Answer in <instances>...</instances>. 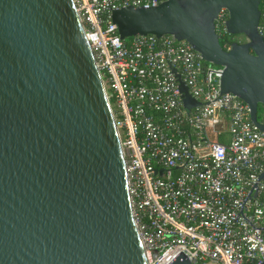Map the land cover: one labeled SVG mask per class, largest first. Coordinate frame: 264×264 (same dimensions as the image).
Here are the masks:
<instances>
[{"label": "water", "instance_id": "95a60500", "mask_svg": "<svg viewBox=\"0 0 264 264\" xmlns=\"http://www.w3.org/2000/svg\"><path fill=\"white\" fill-rule=\"evenodd\" d=\"M260 2L163 0L113 9L111 19L122 38L187 41L221 67L220 91L247 103L264 132ZM221 8L225 33L237 36L228 47L216 31ZM180 89L187 108L199 104ZM0 264H148L115 121L73 0H0ZM169 264L190 260L180 252Z\"/></svg>", "mask_w": 264, "mask_h": 264}, {"label": "built area", "instance_id": "2783aa9c", "mask_svg": "<svg viewBox=\"0 0 264 264\" xmlns=\"http://www.w3.org/2000/svg\"><path fill=\"white\" fill-rule=\"evenodd\" d=\"M115 121L148 264L264 261V132L220 91L221 67L171 35L120 37L111 11L163 0H73ZM259 33L264 37V0ZM228 12L215 21L224 34ZM180 82L199 102L184 105Z\"/></svg>", "mask_w": 264, "mask_h": 264}, {"label": "trees", "instance_id": "16d2710c", "mask_svg": "<svg viewBox=\"0 0 264 264\" xmlns=\"http://www.w3.org/2000/svg\"><path fill=\"white\" fill-rule=\"evenodd\" d=\"M262 1L263 0H261L260 5H259L260 9L262 8V3H263ZM233 40L234 38L226 33L220 34V43L224 47H228L229 43L232 42ZM259 114L261 115V118H262V107L261 106H258V118H260Z\"/></svg>", "mask_w": 264, "mask_h": 264}, {"label": "flooded vegetation", "instance_id": "af4514ba", "mask_svg": "<svg viewBox=\"0 0 264 264\" xmlns=\"http://www.w3.org/2000/svg\"><path fill=\"white\" fill-rule=\"evenodd\" d=\"M235 39L237 38V36H233Z\"/></svg>", "mask_w": 264, "mask_h": 264}, {"label": "rangeland", "instance_id": "374dc122", "mask_svg": "<svg viewBox=\"0 0 264 264\" xmlns=\"http://www.w3.org/2000/svg\"><path fill=\"white\" fill-rule=\"evenodd\" d=\"M259 117H260L259 119H261V115L260 114H259Z\"/></svg>", "mask_w": 264, "mask_h": 264}]
</instances>
